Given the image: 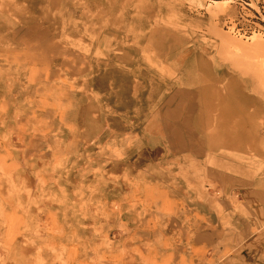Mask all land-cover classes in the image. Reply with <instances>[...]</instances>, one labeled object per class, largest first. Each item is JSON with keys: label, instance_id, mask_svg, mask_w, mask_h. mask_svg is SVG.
Masks as SVG:
<instances>
[{"label": "rangeland", "instance_id": "1", "mask_svg": "<svg viewBox=\"0 0 264 264\" xmlns=\"http://www.w3.org/2000/svg\"><path fill=\"white\" fill-rule=\"evenodd\" d=\"M0 264H264V0H0Z\"/></svg>", "mask_w": 264, "mask_h": 264}]
</instances>
